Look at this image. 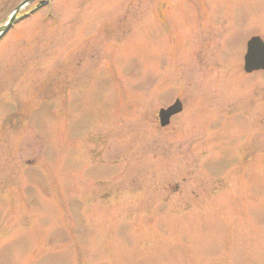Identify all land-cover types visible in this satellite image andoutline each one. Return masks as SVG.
Here are the masks:
<instances>
[{
	"label": "rangeland",
	"instance_id": "374dc122",
	"mask_svg": "<svg viewBox=\"0 0 264 264\" xmlns=\"http://www.w3.org/2000/svg\"><path fill=\"white\" fill-rule=\"evenodd\" d=\"M255 36L264 0H52L5 30L0 264H264Z\"/></svg>",
	"mask_w": 264,
	"mask_h": 264
},
{
	"label": "water",
	"instance_id": "95a60500",
	"mask_svg": "<svg viewBox=\"0 0 264 264\" xmlns=\"http://www.w3.org/2000/svg\"><path fill=\"white\" fill-rule=\"evenodd\" d=\"M14 20L10 21V24ZM8 25L5 30L10 26ZM4 30V31H5ZM245 70L247 72H252L255 70H264V42L259 37L253 38L248 43V50L245 56ZM183 105L177 100L173 106L167 110L160 111V119L163 127L167 126L170 122V118L182 112Z\"/></svg>",
	"mask_w": 264,
	"mask_h": 264
},
{
	"label": "flooded vegetation",
	"instance_id": "af4514ba",
	"mask_svg": "<svg viewBox=\"0 0 264 264\" xmlns=\"http://www.w3.org/2000/svg\"><path fill=\"white\" fill-rule=\"evenodd\" d=\"M255 74H257V73H255ZM250 75H254V73L253 74H250ZM250 75H248V76H250ZM171 106V105H170ZM170 106H167V108L168 107H170ZM166 109V108H165ZM239 112H235L237 115H241V117L242 118H237L238 120H240L241 122H245V121H250V120H252L251 119V116H252V109L251 108H247V110H245V109H239L238 110ZM174 117H176V116H174ZM173 117V118H174ZM173 118H171V120L173 119ZM171 120H170V122H171ZM170 126V125H169ZM168 126V127H169ZM167 128V127H166ZM166 128H162V129H166ZM230 157V159H231V161L234 159V157H232V156H229ZM246 159V158H245Z\"/></svg>",
	"mask_w": 264,
	"mask_h": 264
}]
</instances>
